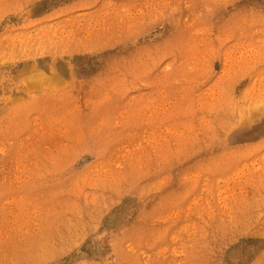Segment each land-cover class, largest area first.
<instances>
[{
  "label": "rangeland",
  "instance_id": "rangeland-1",
  "mask_svg": "<svg viewBox=\"0 0 264 264\" xmlns=\"http://www.w3.org/2000/svg\"><path fill=\"white\" fill-rule=\"evenodd\" d=\"M0 264H264V0H0Z\"/></svg>",
  "mask_w": 264,
  "mask_h": 264
}]
</instances>
